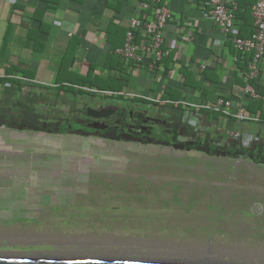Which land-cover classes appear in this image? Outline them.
I'll return each mask as SVG.
<instances>
[{
  "label": "crops",
  "instance_id": "1",
  "mask_svg": "<svg viewBox=\"0 0 264 264\" xmlns=\"http://www.w3.org/2000/svg\"><path fill=\"white\" fill-rule=\"evenodd\" d=\"M163 1L171 18L164 30L163 60L151 70V55L139 65L118 53L126 45L138 0H0V167L33 161L37 154H46L43 163L55 161L57 154L41 147H49L53 136L61 142L65 139L64 144L69 136L84 138L72 120L97 101L119 105L122 110L146 106L177 131L179 141L197 137L201 142H215L218 133L226 137L232 131L250 129L233 117H225L221 126L216 117L163 100L168 87L184 93L179 99L184 105L215 103L223 97L232 102L231 111L236 114L242 107L246 111L249 102L238 83L241 53L213 22L208 0ZM241 23L235 21L237 29ZM66 57L73 61L66 62ZM201 65H206L203 71ZM185 71L192 73L189 82L196 85H183ZM218 71L223 75L217 86L206 73ZM197 84L208 90L207 99L195 88ZM262 84L264 78L256 83ZM97 86L116 88V94L109 97L90 91ZM255 130L254 135H264L263 127ZM37 182L52 183L46 177L0 175V184H25L21 189L26 190ZM21 189L9 192L0 188V225L9 216L28 214V199L48 205L41 201L40 193L37 197L34 193L43 186L33 187L31 193ZM12 235L6 232L0 241Z\"/></svg>",
  "mask_w": 264,
  "mask_h": 264
},
{
  "label": "rangeland",
  "instance_id": "2",
  "mask_svg": "<svg viewBox=\"0 0 264 264\" xmlns=\"http://www.w3.org/2000/svg\"><path fill=\"white\" fill-rule=\"evenodd\" d=\"M75 137L41 147L57 154L49 164L37 154L0 167L52 182L0 184L43 186L34 193L48 204L28 199V214L3 219L0 236L13 235L0 251L157 242L264 251V163L212 154L197 137L181 141L196 148Z\"/></svg>",
  "mask_w": 264,
  "mask_h": 264
},
{
  "label": "built area",
  "instance_id": "3",
  "mask_svg": "<svg viewBox=\"0 0 264 264\" xmlns=\"http://www.w3.org/2000/svg\"><path fill=\"white\" fill-rule=\"evenodd\" d=\"M237 1L208 0L212 20L221 32L230 37L235 51L252 56L248 64L247 74L245 75L246 85L243 92L250 99L262 98L264 101V97L260 96L254 84V82L258 83L262 78V68L264 65V0H257L252 6L254 31L250 38H243L238 34L239 31L235 24V11L238 7ZM163 3V0H138V11L130 21L126 45L118 51L126 60L139 65L144 63L147 55H151V70L156 69L157 65L163 60L164 30L171 18L170 12ZM140 39L142 43H138ZM205 68L206 65H201L202 71ZM185 106L197 111L203 109L223 114L225 117H233L238 121L264 123L263 119L247 114L243 107L239 108L236 114H233L231 111L232 102L223 97L218 98L215 103H203L199 105L185 103ZM229 138L232 143L239 144L247 150L257 145L264 147V135L262 134L252 135L241 131H232L229 134Z\"/></svg>",
  "mask_w": 264,
  "mask_h": 264
},
{
  "label": "water",
  "instance_id": "4",
  "mask_svg": "<svg viewBox=\"0 0 264 264\" xmlns=\"http://www.w3.org/2000/svg\"><path fill=\"white\" fill-rule=\"evenodd\" d=\"M86 110L101 131L109 128L101 120L116 113L100 101ZM0 264H264V251L157 242L0 251Z\"/></svg>",
  "mask_w": 264,
  "mask_h": 264
},
{
  "label": "trees",
  "instance_id": "5",
  "mask_svg": "<svg viewBox=\"0 0 264 264\" xmlns=\"http://www.w3.org/2000/svg\"><path fill=\"white\" fill-rule=\"evenodd\" d=\"M145 1H149V0H145ZM257 2V0H242L240 1L239 7H238V13L236 14V20L238 21H242V23L240 24V26H238V31H239V36L245 38L250 34V31H254V21L253 18L251 17L252 15V6ZM249 33V34H248ZM251 33V34H252ZM251 36V35H250ZM164 51V50H163ZM66 62L67 60L69 61V59H71V61H73V57L71 58H65ZM252 56L249 54H240L239 56V62H240V74L239 75V79H238V83L240 86L245 87L246 82H245V75L247 74V70H248V64L251 61ZM65 67V65H64ZM221 70V68H218ZM222 75L223 72L222 71H218V72H211V73H206V78L208 80H210V82L212 84L215 85H220L221 83V79H222ZM183 76L185 77V81L183 82V85L186 87H189L190 85H196V83L193 81L192 83L189 82V80H191L192 78V73L190 72H183ZM264 77V72L262 71V79ZM255 87L258 91V93L260 94L261 97H264V84L262 85H256V83L254 82ZM104 88V87H103ZM198 90H201L204 92L205 96H203L204 99L206 98L207 95V89L206 88H201L200 85L197 84V86L195 87ZM116 88H109L108 89H101V87L97 86L96 91L93 89H90V91H94L97 93H100L102 95H115L116 93L114 92ZM89 90V89H88ZM184 90L186 91V89L184 88ZM104 91H106V93H104ZM117 91V90H116ZM111 92V93H109ZM119 92V91H118ZM183 92L181 91H173L171 88H166L164 90L163 93V100H169V102L167 101V103L172 104L173 106H185L183 103L179 102V99L183 96ZM109 97H112L109 95ZM207 101V100H206ZM249 102L246 105V111L247 114H250L251 116H258L261 119L264 120V101L262 100V98L259 99H250L248 100ZM178 102V103H175ZM200 111H202L205 114H209L212 117H216L217 121H219L220 125L223 122V119H225V116L223 114H219V113H211L209 111L203 110L201 109ZM235 121L233 119H230V123H234ZM243 124L248 125V127H250V129L248 130H243L242 132L245 134H252L254 135V133L256 132V127L260 126L264 128V123L262 122H248V121H244ZM222 126V125H221ZM221 128V127H220ZM228 139V140H227ZM226 140V141H225ZM169 141V140H168ZM215 144H217V146H212L209 148V152H211L212 154H221L224 152V155L232 157L234 155L239 156V157H246L249 158L251 160H253L255 163H264V147L261 145H257L255 147H252L251 149L247 150L242 148L241 145L236 144V143H232L229 136L227 135L226 137H222L221 135H216L215 137ZM226 143L224 147V144ZM184 147L186 148H196L199 147V144L193 145L191 143H183ZM219 148V149H218Z\"/></svg>",
  "mask_w": 264,
  "mask_h": 264
},
{
  "label": "flooded vegetation",
  "instance_id": "6",
  "mask_svg": "<svg viewBox=\"0 0 264 264\" xmlns=\"http://www.w3.org/2000/svg\"><path fill=\"white\" fill-rule=\"evenodd\" d=\"M105 105L116 109V113L110 118L101 120L109 128L103 131L92 128L90 125L95 120L87 116V110L85 109L80 118L76 116L72 120V123L75 124L74 127H76L81 136L100 137L111 141L125 140L137 144L167 145L174 148L184 147L182 146V140L179 141L177 131L170 128V125L153 111L144 112L145 106L133 105L122 110L119 105ZM197 139L199 140L200 138ZM199 144L209 150L207 140ZM209 144L215 147L217 145L212 141Z\"/></svg>",
  "mask_w": 264,
  "mask_h": 264
}]
</instances>
